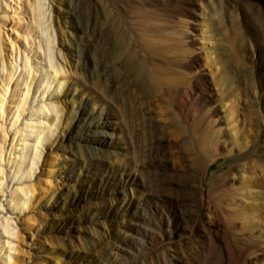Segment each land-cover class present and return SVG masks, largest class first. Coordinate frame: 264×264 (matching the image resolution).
<instances>
[{
	"label": "rangeland",
	"instance_id": "1",
	"mask_svg": "<svg viewBox=\"0 0 264 264\" xmlns=\"http://www.w3.org/2000/svg\"><path fill=\"white\" fill-rule=\"evenodd\" d=\"M0 264H264V0H0Z\"/></svg>",
	"mask_w": 264,
	"mask_h": 264
},
{
	"label": "bare ground",
	"instance_id": "2",
	"mask_svg": "<svg viewBox=\"0 0 264 264\" xmlns=\"http://www.w3.org/2000/svg\"><path fill=\"white\" fill-rule=\"evenodd\" d=\"M50 59H51V65L52 67L55 69V74L54 72H51V75H55V78L58 80L59 84H62L63 83V77H62V69L60 67H58L55 62H54V56L53 55H50ZM60 76V77H59ZM66 79V78H65ZM47 80V79H46ZM50 83V82H49ZM57 126V124H56ZM42 131V130H41ZM50 131V130H49ZM52 134V133H51ZM41 135V134H40ZM43 136V135H41ZM38 137V136H37ZM41 140V139H40ZM42 144V143H41ZM38 145V144H37ZM36 157V156H35ZM34 167V166H33ZM23 197V196H22ZM21 197V198H22ZM24 198V197H23ZM20 201V200H19ZM20 204V203H19Z\"/></svg>",
	"mask_w": 264,
	"mask_h": 264
}]
</instances>
